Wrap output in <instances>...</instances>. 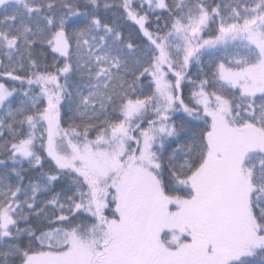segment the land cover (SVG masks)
Masks as SVG:
<instances>
[{
	"label": "snow or ice",
	"instance_id": "1",
	"mask_svg": "<svg viewBox=\"0 0 264 264\" xmlns=\"http://www.w3.org/2000/svg\"><path fill=\"white\" fill-rule=\"evenodd\" d=\"M0 264H264V0H0Z\"/></svg>",
	"mask_w": 264,
	"mask_h": 264
}]
</instances>
